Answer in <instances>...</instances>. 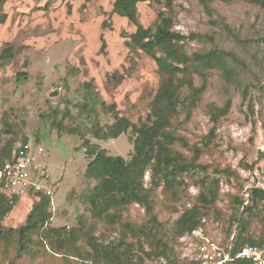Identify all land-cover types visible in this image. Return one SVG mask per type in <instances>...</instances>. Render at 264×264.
Segmentation results:
<instances>
[{"label": "rangeland", "instance_id": "rangeland-1", "mask_svg": "<svg viewBox=\"0 0 264 264\" xmlns=\"http://www.w3.org/2000/svg\"><path fill=\"white\" fill-rule=\"evenodd\" d=\"M114 1L7 0L0 10V148L9 143L16 147L26 137L40 143L54 191L50 226L76 228L83 221L87 233L105 244L118 241L121 230L94 218L85 200L96 180L86 177L90 158L83 141L88 139L108 154L129 160L134 151L132 130L117 138L98 139L93 124L108 129L116 114L143 124L160 84L154 59L127 44L137 27L113 12ZM160 1L139 3L144 26L157 22L167 0ZM212 7L209 14L200 0L172 2L174 30L188 37L184 44L188 52L225 50L240 59L228 57L232 71L228 76L217 68L208 70L205 78L195 75L196 86L205 87L202 100L190 120H185V114L179 117V132L206 149L200 161L208 165L210 177L219 180L216 207L220 209L205 218L201 228L173 241L171 255L183 264H201L207 255L211 259L216 247L223 252L231 249L240 231L239 220L247 218L244 206L253 205L251 189L264 188V7L244 0H218ZM19 73L26 75L19 80ZM227 101L229 111L208 145L213 122L207 104L223 106ZM224 168L236 171L235 175L218 170ZM198 194L199 188L189 184L178 206H192ZM236 195L242 196L243 206L235 203ZM34 202L31 195L19 198L3 224L23 225ZM157 210L169 222L180 214L171 213L163 203ZM255 211L264 214L261 205ZM129 217L141 223L144 207L132 205ZM261 227L253 219L248 230L259 236ZM127 240L135 246L133 254L140 255L136 239L128 235ZM48 255L26 256L18 264H66L44 257ZM78 260L72 264H93Z\"/></svg>", "mask_w": 264, "mask_h": 264}, {"label": "trees", "instance_id": "trees-1", "mask_svg": "<svg viewBox=\"0 0 264 264\" xmlns=\"http://www.w3.org/2000/svg\"><path fill=\"white\" fill-rule=\"evenodd\" d=\"M6 1L0 0V10ZM216 1L200 0L209 14L213 12L212 5ZM244 1L264 7V0ZM142 2L161 3L160 0H115L113 12L126 17L137 27L127 44L148 54L158 67L160 84L150 104L147 121L137 125L128 117L116 114L114 123L108 129L98 122L93 124L92 131L98 139L117 138L131 129L134 151L129 160L108 154L106 149L88 139L83 141V147L90 158L86 177L96 180V185L85 195V200L93 217L106 225L120 227L121 236L118 241L105 244L96 235L87 233L83 221L76 228L50 226L51 197L43 194H30L35 202L23 225L6 227L3 220L14 209L19 198L9 197L0 183V264H18L23 257L33 258L37 254L47 253L66 264L77 263L78 259L92 261L93 264H148V260H157V264H183L171 255L174 252L173 241L177 243L181 236L201 228L204 219L210 214L220 213L216 207L219 180L211 178L208 165L200 161L206 149L191 143L190 139L179 132V117L185 114V120H190L202 100L205 87L196 86L195 75L205 78L208 70L217 68L228 76L232 73L227 67L228 57L235 61L240 59L225 50L188 52L184 46L188 37L174 30L176 16L172 12L173 0L166 1L157 22L149 27L140 22L138 5ZM105 47L106 41L102 36L101 50ZM20 75L26 73H19V80ZM183 91L188 94L184 95ZM230 103L227 101L223 106L214 102L207 104V112L213 122L207 137L208 145L212 144L211 136L220 119L227 115ZM27 141L26 137L22 142ZM179 145L188 153L178 149ZM203 146L206 143L203 142ZM14 149V144L10 143L0 148V170L7 161L13 159ZM218 170L228 175L231 173L232 176L236 172L228 168ZM147 171L151 174L149 183L145 181ZM189 184L197 186L199 194L192 206L181 209L178 203L183 189L187 191ZM249 197L253 205L244 206L248 214L246 219L239 220L240 231L236 235L235 250L247 243L264 244V214L255 211L260 205L264 210V188L251 189ZM234 199L236 204L243 206L242 196L236 195ZM160 202L171 213H180L178 217L172 222L160 218L157 210V206L162 204ZM135 204L145 209L141 223L129 217L131 206ZM253 219L262 225L259 236L248 230ZM128 235L136 239L140 255L133 254L135 246L127 240ZM81 241L84 242L81 244ZM36 247L43 252L36 251ZM227 264L243 263L237 260Z\"/></svg>", "mask_w": 264, "mask_h": 264}, {"label": "built area", "instance_id": "built-area-1", "mask_svg": "<svg viewBox=\"0 0 264 264\" xmlns=\"http://www.w3.org/2000/svg\"><path fill=\"white\" fill-rule=\"evenodd\" d=\"M44 154V147L35 141H20L16 145L13 159L7 161L0 170V183L3 191L9 197L22 198L30 194L53 197L54 191L50 186L47 164L42 161ZM148 173L150 172L145 173L146 177H148ZM234 246L235 242L227 252L216 247L215 255L211 259L207 255L201 264H227L237 260L243 264H264V244L247 243L236 250Z\"/></svg>", "mask_w": 264, "mask_h": 264}, {"label": "water", "instance_id": "water-1", "mask_svg": "<svg viewBox=\"0 0 264 264\" xmlns=\"http://www.w3.org/2000/svg\"><path fill=\"white\" fill-rule=\"evenodd\" d=\"M55 93H51V95H54ZM85 100H86V97H85Z\"/></svg>", "mask_w": 264, "mask_h": 264}]
</instances>
